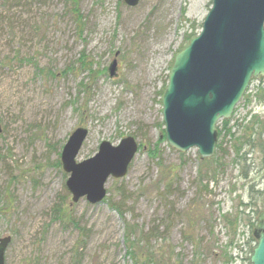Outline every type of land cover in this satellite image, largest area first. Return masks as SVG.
<instances>
[{
    "label": "rangeland",
    "instance_id": "obj_1",
    "mask_svg": "<svg viewBox=\"0 0 264 264\" xmlns=\"http://www.w3.org/2000/svg\"><path fill=\"white\" fill-rule=\"evenodd\" d=\"M75 1L0 0L6 264H248L252 228L264 211V77L235 108L222 150L217 145L211 159L197 149L180 153L160 141V95L212 0H140L136 7L79 0L77 9ZM78 128L89 132L78 163L105 141L117 146L133 137L140 145L127 175L110 178L107 197L95 205L85 198L72 205L62 169L63 148ZM249 136L258 147L237 153V139Z\"/></svg>",
    "mask_w": 264,
    "mask_h": 264
},
{
    "label": "water",
    "instance_id": "obj_2",
    "mask_svg": "<svg viewBox=\"0 0 264 264\" xmlns=\"http://www.w3.org/2000/svg\"><path fill=\"white\" fill-rule=\"evenodd\" d=\"M136 7L140 0H121ZM118 63L109 67L117 76ZM264 77V0H212L202 31L177 53L162 96L167 144L180 153L197 149L202 159L214 156L219 121L229 120L253 79ZM85 128L75 130L61 154L72 203L85 198L103 202L110 178L122 179L139 150L133 137L119 145L102 142L98 153L83 162L77 158L87 140ZM259 242L251 264H264V215L259 218ZM11 238L0 237V264H6Z\"/></svg>",
    "mask_w": 264,
    "mask_h": 264
},
{
    "label": "trees",
    "instance_id": "obj_3",
    "mask_svg": "<svg viewBox=\"0 0 264 264\" xmlns=\"http://www.w3.org/2000/svg\"><path fill=\"white\" fill-rule=\"evenodd\" d=\"M77 2H79V0H76V1H75V4H76L75 8H76V9L78 8V4H77ZM76 9H75V14H76L77 17H78V21L80 22V23H78V24H79V27L81 28V27L83 26V22H81V21H82V17H81V15H80V12H79L78 10H76ZM191 37H192V36H190V37L188 38V41L190 40ZM182 49H183V48H181L180 51H181ZM167 80H168V79H167ZM165 88H166V85H165V87L163 88L162 93H161L160 96L163 95V93H164V91H165ZM229 123H230V121H226V120L222 121V129L218 131V136H219V138L222 137L223 133L227 134L228 136H232V135H233L231 129L228 128ZM163 134H164V131H163ZM256 137H259V136L256 135ZM163 140L165 141V138H164V139H160V141H163ZM237 140H239V141H238V146H237V148H236L237 153H240V152L242 151L243 147L245 148V146H247V147H249V146H253V147H254V146H257V147H258L256 141L252 138V136L238 138ZM218 149H221V150H222V142L218 144ZM155 150H156V149H155ZM155 150H154V151H155ZM152 153H153V151H152ZM247 154H248V153H247ZM154 155H155V154H154ZM245 157H246V153H244V154H242V155H239V160H240V159H243V158H245ZM238 162H239V161H238ZM205 163H209V162L205 161ZM205 174L207 175L208 172L205 173ZM263 195H264L263 192H261V193H260V198H261ZM258 196H259V192L257 193V197H258ZM258 199H259V198H258ZM263 204H264V203H263Z\"/></svg>",
    "mask_w": 264,
    "mask_h": 264
},
{
    "label": "flooded vegetation",
    "instance_id": "obj_4",
    "mask_svg": "<svg viewBox=\"0 0 264 264\" xmlns=\"http://www.w3.org/2000/svg\"><path fill=\"white\" fill-rule=\"evenodd\" d=\"M263 215H264V211H262L261 213H259V215H258V217H257V219H256L255 227L252 228L254 238L256 239V243H255L256 245H255V247H257V245H258V242H259V236H260V234H261V231L257 230V227H258V225H259V218H260L261 216H263ZM255 247H254V248H255ZM253 250H254V249H253ZM248 264H251V259L249 260Z\"/></svg>",
    "mask_w": 264,
    "mask_h": 264
}]
</instances>
